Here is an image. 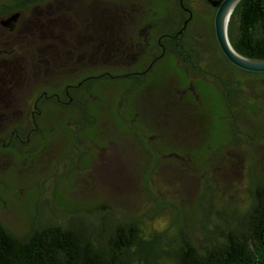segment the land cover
<instances>
[{
	"label": "trees",
	"instance_id": "1",
	"mask_svg": "<svg viewBox=\"0 0 264 264\" xmlns=\"http://www.w3.org/2000/svg\"><path fill=\"white\" fill-rule=\"evenodd\" d=\"M48 1L0 0V15L8 14V17L18 13L19 17L28 8L36 10ZM202 1L214 10L207 0ZM171 2L173 7L166 0H149L133 16L126 11L117 14L112 10L110 19L99 22L98 28L102 30L96 44L99 62L92 66L82 67L79 55L78 67L71 66L73 58L66 45L74 41L61 29L60 16H47L45 24L32 20L27 23V30L33 28L32 36L42 42L35 47L36 54H30L34 60L24 69L37 82L27 117L30 125L20 127L21 119H16L11 127L0 129V149L16 151V147L32 145L40 152L52 145V141L65 139L72 152L65 155L66 159L74 160L83 156L90 143L109 142V135L102 129L106 119L136 138L141 148L156 160L184 154L196 159L208 158L226 147L233 133L240 142L252 139L242 128L236 110L240 99L236 93L244 91L241 86L245 87L247 81H241L234 70L247 76L264 72L244 70L232 64L218 45L213 21L212 38L223 72L210 69L203 63V53L196 51L194 56L195 49L185 45L184 36L194 16L188 0ZM185 8L191 11V18L182 34L176 35L189 16ZM227 25L229 41L237 53L264 59V0H240ZM171 74L173 79L167 81L174 92V97L169 93L170 105L184 115L201 117L199 107L210 100L216 117L223 123L221 128L196 125L200 131L195 149L185 147L182 142L149 138L145 131L149 128L134 123L139 119L133 112L140 95L165 83L166 76ZM9 91L8 87L0 89V98L4 99ZM106 93L114 94L113 102L117 103L118 110H102ZM244 106L255 110V104L248 98H244ZM78 143L84 148L73 154ZM100 208L94 207L92 212L88 210V215H80L79 220H85L83 223H43L32 218L34 221L24 236L15 235L0 221V264H132L134 261L140 264H264V184L252 192L249 208L234 224L219 235H207L200 245L181 237L166 249L162 242L165 232L147 236L136 219L116 223L107 234L102 230L93 232L86 221L105 219ZM62 217L68 220L71 213H62ZM204 220L212 218L206 213Z\"/></svg>",
	"mask_w": 264,
	"mask_h": 264
},
{
	"label": "rangeland",
	"instance_id": "2",
	"mask_svg": "<svg viewBox=\"0 0 264 264\" xmlns=\"http://www.w3.org/2000/svg\"><path fill=\"white\" fill-rule=\"evenodd\" d=\"M148 1L49 0L36 10L28 8L9 26L0 24V89H10L4 99L0 98V129L11 127L16 119H21L20 127L30 125L27 117L37 82L24 69L34 60L30 54H36L35 47L42 42L32 36L33 28L27 30V23L45 24L47 16H60L61 29L74 41L66 45L73 58L71 66L77 68L78 60L82 67L92 66L99 62V22L110 19L114 9L117 14L126 11L133 16ZM166 1L174 6L171 0ZM188 3L194 16L184 36L185 45L195 49L194 56L196 51L203 53V63L221 74L222 63L211 31L214 10L202 0ZM7 15H0V19ZM234 71L241 81H247L245 87L241 86L244 91L236 93L240 95L236 110L242 128L252 139L240 142L233 133L227 146L208 158L184 154L156 160L136 138L106 119L102 129L109 135V142L90 143L83 156L74 160L66 159L65 155L72 152L65 139L52 141L40 152L32 145L16 147L17 152L0 149V221L15 235L24 236L32 218L43 223H83L80 215H88V210L92 212L98 206L106 217L86 221L93 232L107 234L116 223L136 219L147 236L164 231L166 249L181 237L200 245L207 235H219L246 212L252 192L264 184V74L245 76ZM173 77L166 76L165 83L140 95L133 112L139 119L134 123L145 124L149 138L182 142L195 149L199 145L197 126L221 128L223 123L210 100L199 107L201 117L184 115L170 105L174 92L167 81ZM113 95L105 94L102 110H118ZM244 98L255 104V110L244 106ZM83 148V144H76L73 154ZM62 213H71V217L65 220ZM206 213L212 220H204Z\"/></svg>",
	"mask_w": 264,
	"mask_h": 264
},
{
	"label": "water",
	"instance_id": "3",
	"mask_svg": "<svg viewBox=\"0 0 264 264\" xmlns=\"http://www.w3.org/2000/svg\"><path fill=\"white\" fill-rule=\"evenodd\" d=\"M208 1L210 5L215 8L214 17H213L214 33L218 45L221 51L223 52V54L225 55V57L232 64L236 65L241 69L256 71V72H264V59L250 58L240 53H237V51L234 50L233 46L229 41L227 34V26H228L227 24L234 7L240 0H208ZM185 10L189 13V16L184 22H182L183 23L182 27L180 28V30H178L176 35L182 34V30L185 28L186 23L191 18V11L186 8ZM17 16L18 13H13L4 19H1L0 23L3 26H9L16 20Z\"/></svg>",
	"mask_w": 264,
	"mask_h": 264
},
{
	"label": "flooded vegetation",
	"instance_id": "4",
	"mask_svg": "<svg viewBox=\"0 0 264 264\" xmlns=\"http://www.w3.org/2000/svg\"><path fill=\"white\" fill-rule=\"evenodd\" d=\"M207 2H209L208 0H207ZM214 8V7H213ZM214 10H215V8H214ZM0 21H1V19H0ZM1 24V23H0ZM214 26V25H213ZM10 28H12V27H10ZM66 93H67V91H66Z\"/></svg>",
	"mask_w": 264,
	"mask_h": 264
}]
</instances>
